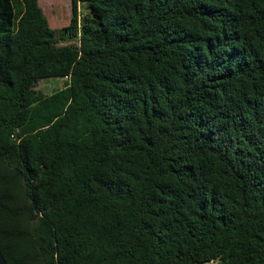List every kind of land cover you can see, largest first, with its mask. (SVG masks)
<instances>
[{
  "label": "trees",
  "instance_id": "1",
  "mask_svg": "<svg viewBox=\"0 0 264 264\" xmlns=\"http://www.w3.org/2000/svg\"><path fill=\"white\" fill-rule=\"evenodd\" d=\"M71 1L0 0L7 263L264 264V0Z\"/></svg>",
  "mask_w": 264,
  "mask_h": 264
},
{
  "label": "rangeland",
  "instance_id": "2",
  "mask_svg": "<svg viewBox=\"0 0 264 264\" xmlns=\"http://www.w3.org/2000/svg\"><path fill=\"white\" fill-rule=\"evenodd\" d=\"M63 6L66 7L68 14H72V1L62 0ZM82 12V11H81ZM65 78H42L35 82V89L44 94H50L55 89L62 87Z\"/></svg>",
  "mask_w": 264,
  "mask_h": 264
},
{
  "label": "water",
  "instance_id": "3",
  "mask_svg": "<svg viewBox=\"0 0 264 264\" xmlns=\"http://www.w3.org/2000/svg\"><path fill=\"white\" fill-rule=\"evenodd\" d=\"M0 264H8L6 259L3 256L1 249H0Z\"/></svg>",
  "mask_w": 264,
  "mask_h": 264
}]
</instances>
